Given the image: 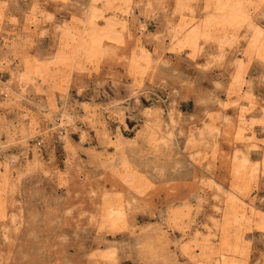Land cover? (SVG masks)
<instances>
[{
  "label": "rangeland",
  "instance_id": "rangeland-1",
  "mask_svg": "<svg viewBox=\"0 0 264 264\" xmlns=\"http://www.w3.org/2000/svg\"><path fill=\"white\" fill-rule=\"evenodd\" d=\"M218 1L0 0V264H264V0Z\"/></svg>",
  "mask_w": 264,
  "mask_h": 264
},
{
  "label": "bare ground",
  "instance_id": "bare-ground-1",
  "mask_svg": "<svg viewBox=\"0 0 264 264\" xmlns=\"http://www.w3.org/2000/svg\"><path fill=\"white\" fill-rule=\"evenodd\" d=\"M223 4L224 3H222V1L221 0H219L218 1V3H217V6H218V9H221V10H224V7H223ZM194 33V32H193ZM193 36V35H192ZM191 37V36H190ZM151 127V126H150ZM153 129H155L154 127H153ZM152 130V129H151ZM156 132H157V129L156 130H154V131H152V136H151V139L152 140H155V141H157L158 140V142H163V143H166L167 142V140L169 141V138L170 137H168L169 135L168 134H165V133H160L159 134V136H157L156 135ZM158 132H161V131H158ZM224 132V131H223ZM154 142V141H153ZM160 142V143H161ZM168 144V143H167ZM163 145V144H162ZM161 145V146H162ZM165 146V145H164ZM114 212H115V210H114ZM117 212V211H116ZM110 213V212H109ZM118 213H120L119 211L117 212V214ZM111 214H112V212H111ZM109 215V214H108ZM222 261V260H221ZM224 263V262H223Z\"/></svg>",
  "mask_w": 264,
  "mask_h": 264
}]
</instances>
